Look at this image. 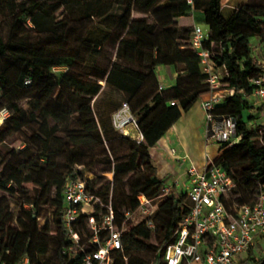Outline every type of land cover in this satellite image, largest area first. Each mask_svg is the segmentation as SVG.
Returning <instances> with one entry per match:
<instances>
[{
	"label": "trees",
	"instance_id": "obj_1",
	"mask_svg": "<svg viewBox=\"0 0 264 264\" xmlns=\"http://www.w3.org/2000/svg\"><path fill=\"white\" fill-rule=\"evenodd\" d=\"M164 1L167 4L158 7ZM180 2L193 10H174ZM222 3L0 0V112H8L0 124V192L13 196L28 191L25 183L34 185V196L27 200L34 208L22 209L17 216L11 199L0 197V264H23L25 258L30 264H82L86 252L95 248L89 214H81L73 223L80 246L62 253L72 244L65 218L69 178L85 179L88 191L100 198L97 220L111 206L119 226L125 213L138 207L140 193L150 198L160 194L166 181L158 176L151 148L210 91L201 57L191 46L193 30L177 24L181 16L192 14L208 25L203 47L222 81L234 90L213 111L218 118L232 115L236 120L237 136L222 143L214 159L236 183L237 197L225 198V204L235 212L236 206L253 204L264 193V127L250 112L249 100L251 79L263 67L252 41H264V0L234 8ZM166 13L174 19H152ZM3 21L9 23L7 37ZM161 65L176 67L175 85L160 89L156 69ZM124 102L138 117L145 141L115 128L113 114ZM43 205L53 208V236L48 234L50 221H39ZM191 206L185 193L171 194L157 208L155 231L144 222L128 221L125 253L133 257L148 251L155 264H165L163 245L175 238ZM261 237L264 233L236 264H264Z\"/></svg>",
	"mask_w": 264,
	"mask_h": 264
},
{
	"label": "built area",
	"instance_id": "obj_2",
	"mask_svg": "<svg viewBox=\"0 0 264 264\" xmlns=\"http://www.w3.org/2000/svg\"><path fill=\"white\" fill-rule=\"evenodd\" d=\"M192 5L193 0H186ZM225 5L224 7H226ZM208 37L199 25H195L191 36V46L201 57L203 70L208 74L207 82L210 91L201 102L205 113L206 134L208 142L220 144L231 142L234 138L236 120L232 115L218 118L214 110L228 93V83L222 81L221 71L214 69L210 60L209 50L203 47V41ZM254 46V45H253ZM256 45L253 47V49ZM260 54L256 56L263 67L251 81L254 90L249 97L252 107L250 112L257 116L264 127V41H258ZM60 68H55L57 71ZM26 84L30 85L31 80ZM160 89L164 85L160 83ZM171 104H175L174 101ZM3 122L8 115L6 109L2 110ZM113 124L124 135H131L138 141H145L139 130V120L127 102L113 114ZM133 130L137 133L134 134ZM190 160L188 155L182 156V161ZM210 165L209 168H207ZM207 167L200 171L197 166L190 164L186 170L187 181L184 190L179 194L173 192V187L179 186L180 181L171 184L165 183L160 194L154 198L144 193L138 195L139 205L134 211L125 213L121 226L117 224L116 215L111 206L109 212L100 220L94 215L95 205L100 198L90 193L86 180L69 178L65 185V199L67 208L65 212L66 225L72 244L62 250L63 254L73 253L80 246V235L73 229V223L81 214H89L88 223L93 231L90 243L95 246L86 252L82 264H117L118 260L124 264H131V256L125 253L123 237L128 230V221L133 224L144 222L148 228L155 231L157 228L154 216L159 204L169 195L176 196L185 193L191 201L190 211L183 215L175 231V238L163 245V262L165 264H236L256 238L264 233V193L258 194L253 204H244L230 210L224 199L231 192L236 183L228 172L217 164L214 159L208 160ZM82 169V166H79ZM87 177L91 175L86 174ZM23 264H30L25 258ZM149 264H155L154 260Z\"/></svg>",
	"mask_w": 264,
	"mask_h": 264
},
{
	"label": "rangeland",
	"instance_id": "obj_3",
	"mask_svg": "<svg viewBox=\"0 0 264 264\" xmlns=\"http://www.w3.org/2000/svg\"><path fill=\"white\" fill-rule=\"evenodd\" d=\"M248 0H223V6L227 5L226 7H237L241 4L246 3ZM167 4V1L162 2L158 7H163ZM174 10H177L179 12H185L187 10V8L185 7V5L183 3H177ZM152 19H155L158 22H166L169 21L171 19H174V17L172 16V14L166 13V14H162V15H158L155 17H152ZM177 24L179 25V28L184 29V30H193L195 25H199L205 32H208V25L206 23L203 22H197L196 19L192 16H181L178 17L177 19ZM2 33L4 35V37H7V33L9 30V23L6 21L2 22ZM258 38H255L252 41V44L256 47L253 49V54L255 56H258L260 54V49L258 47ZM114 60H117V58H114ZM4 62V61H3ZM3 62H0V66L3 64ZM127 65V64H126ZM129 65V64H128ZM133 67H135L134 65H131ZM157 70V69H156ZM161 71V70H160ZM175 79V77H174ZM198 107L192 108L191 110H189V112H187L188 114H183V117H181L179 119V121L176 123L179 125L180 127V135H175L173 138H169V144L167 146H165V153L170 154L168 151H170V149L172 147H176L179 148L181 145V141L184 137H188V139L191 142V146L189 148V154L192 156V158L197 162V163H204L206 161V153H209V156L214 158L215 154H216V150H218L221 146L220 143L218 142H212L210 143V145H205V136L203 134V128H201L199 126V121L197 122V116L195 114L194 110H198ZM3 119V114L2 112H0V122ZM182 124H184V127H182ZM166 137H163L162 140ZM165 140V139H164ZM10 141L15 144V145H19V143L16 141L15 138H11ZM163 142V141H162ZM175 148V149H176ZM172 149V152L175 154L176 150ZM178 158H176V161H178L179 164L182 163V157L177 156ZM153 160H154V164L157 167V173L158 176L160 177V179L165 180L167 183H172L175 180H179L181 183H184L186 181V177H179L180 175V171L184 172V169H180V168H176V170L174 171H170L167 174L164 173L165 167L163 165H161L157 159L156 156H153ZM184 164V163H182ZM182 166V165H181ZM79 167V166H78ZM186 167V166H185ZM184 167V168H185ZM94 174V173H92ZM96 176V174H94ZM95 176H93L92 178H95ZM105 176L109 179L114 178V174L113 173H107L105 174ZM24 188H27L28 191L24 192V191H18L15 195H10L9 193H1L0 192V197L1 196H6L7 198H10L12 201V210L14 212V214L17 216L20 211L22 209H26V210H31L33 209V204L28 202V198H31L34 196V185L32 183H25ZM181 193V191L179 190V194ZM237 197V195L234 194V190H232L231 192L228 193V195L226 196V198L228 200H232L235 199ZM236 206V204H234V207ZM38 214L40 215L39 217V221L41 223V225H44L46 221H50L51 224V228L52 231H50L48 234L49 236H53L54 235V229H53V208L50 205H43L39 211ZM133 222V220H132ZM263 247H264V237H261L260 240L258 241ZM153 260V254H151L148 251H143V252H138V253H133V257L130 258V262L131 264H148V262H151Z\"/></svg>",
	"mask_w": 264,
	"mask_h": 264
},
{
	"label": "crops",
	"instance_id": "obj_4",
	"mask_svg": "<svg viewBox=\"0 0 264 264\" xmlns=\"http://www.w3.org/2000/svg\"><path fill=\"white\" fill-rule=\"evenodd\" d=\"M192 10H193L192 8H187V11L191 12ZM189 16H192V14L189 15ZM157 74H158L160 83H162L164 85V87L169 88V87L175 85L176 76H177V71H176V67L175 66H172V65H161V66H158L157 67ZM174 77H175V79H174ZM207 95H208L207 93L203 94L201 96L200 100L192 107V108L195 107V109H196V107H198L197 108L198 110H194V111H195V114L197 116L196 120H197V122L199 121V126L204 129L203 130L204 136L206 134V120H205L204 110H203V108L201 106V102H202V100L204 98L207 97ZM184 114H188V113L186 112ZM182 127H184V124H182ZM133 132H134V134L137 133L135 130H133ZM175 135H178V136L180 135V127H179L178 124H175L174 126H172L170 128V130L163 136V137L167 136V138H164L165 140L164 139L162 140V138H163L162 137L160 139V141L154 147L151 148L152 156H156L158 161H159V163L165 167L164 173H166V174L168 172H170V171L176 170L177 167L180 168V169L183 168L184 172L180 171L179 177H183L184 176V177H186V181H187L186 170L190 166V164H194L195 166H197V168L200 171H204L206 169V167H207L208 160L215 159L219 155V149L216 150V154H215L214 158L210 157L209 153H206V161L204 163H202V164L197 163L192 158V156L188 153L189 152L188 150H189V148L191 146V142L188 139V137H185V139L183 137V139L181 141V145H180L179 148L172 147L170 149V151H168L170 154L165 153V150H166L165 146H167L170 143L169 142V138L171 140V138H173ZM205 143H206L205 145L207 146V145H210V143H212V142L206 141V138H205ZM172 149L176 150L175 154L172 152ZM180 155H181V157L184 156V155H188L190 157V160L187 161V162H183L182 161V163H184V164H182V163L179 164L178 161H176V158H178L177 156H180ZM185 182L184 183H180L179 186L173 187V192L176 193V194L179 193V190L182 192L184 190Z\"/></svg>",
	"mask_w": 264,
	"mask_h": 264
},
{
	"label": "water",
	"instance_id": "obj_5",
	"mask_svg": "<svg viewBox=\"0 0 264 264\" xmlns=\"http://www.w3.org/2000/svg\"><path fill=\"white\" fill-rule=\"evenodd\" d=\"M237 136V134L236 133H234V137H236Z\"/></svg>",
	"mask_w": 264,
	"mask_h": 264
}]
</instances>
